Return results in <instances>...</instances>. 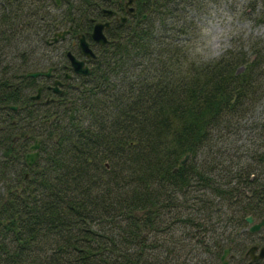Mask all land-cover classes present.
<instances>
[{"label":"trees","instance_id":"obj_1","mask_svg":"<svg viewBox=\"0 0 264 264\" xmlns=\"http://www.w3.org/2000/svg\"><path fill=\"white\" fill-rule=\"evenodd\" d=\"M105 1L0 0V264H215L175 235L173 208L197 192L203 222L212 216L223 228L233 205L250 210L243 166L226 179L214 169L219 156L207 165L200 153L229 138L233 117L255 101L264 44L196 63L188 39L168 34L169 18L187 31L176 9L194 0H136V14L107 29L90 72L40 110L38 78L22 75L71 51L54 31H90ZM34 137L40 149L28 165ZM188 152L195 157L182 162ZM253 154L264 160V146Z\"/></svg>","mask_w":264,"mask_h":264},{"label":"flooded vegetation","instance_id":"obj_2","mask_svg":"<svg viewBox=\"0 0 264 264\" xmlns=\"http://www.w3.org/2000/svg\"><path fill=\"white\" fill-rule=\"evenodd\" d=\"M60 1L61 0H59V3ZM126 1L127 0H106L103 6H99V12L96 13L95 16L88 17L91 25L90 31H86L85 33L79 32L78 30H74L72 25L69 24L66 27L62 26L55 30L53 36L55 35V32L59 31L60 29L69 28V32L66 33L64 37H59L58 41H65L66 38H68L71 43L64 44L63 47L65 48L68 45H72L73 47L71 52L75 55L76 58L82 59L85 65H87L91 70V65L94 63V60L97 57L96 52H98L100 46L103 45L93 40L91 36L94 22L109 21V25L103 28V32L106 38H108V28L117 26L118 22H126L130 20L137 12L136 0H132L130 3H128L129 5H125ZM103 8H109L113 11L108 13L103 11ZM122 16L126 17L125 20L121 19ZM81 33L85 36L89 46L95 52L94 57L85 55L82 52L78 39V36ZM60 52L61 55L59 57H54V63L49 65L53 66V68L51 69V74L49 76H40L36 81V93L38 88H40L39 97L35 99H33L32 97L31 98L41 103L40 110H43L44 107L42 105V102L46 103L47 101L53 100L57 94L63 93V90L66 86L74 85V81L78 77H80V75H85L77 73L73 70L71 61L67 56V50L64 55H62L63 50H60ZM53 53H56V51H53ZM57 54L59 53L57 52ZM55 80H59V83L57 84L62 88L61 93H56L52 89ZM16 109L17 107L14 110ZM24 137H26V135ZM37 140L39 141V146L37 148H31V145L35 144ZM40 144L41 138L34 137L32 141L27 145V153L34 151L39 152ZM248 148L251 151L249 153V158L251 161H247V166L246 164L243 165V168L237 172V176H239V178L240 175L243 176V184L244 188H246L245 175H248V186H250L249 188H251L249 190L251 193H249L248 195V198L251 199L249 201V204L251 206L250 210L242 211L241 209H237V204L233 205L231 207V212H229L230 210L227 211V213H231L233 219L230 218V220H227L226 225L223 228L219 223V220L213 219L212 216L209 219L211 221L210 224H207L206 217H204L205 222H203L202 217L198 213L201 205V201H199V199H201L202 196H200L199 193L191 192L190 194H188L187 196L189 197V199L187 200V202L181 201L182 205L184 206L183 209H181V205L177 207L174 202L175 207L173 208V224L176 227L178 226L182 228L180 236L184 239V244H188V246L193 247V249H191V253L195 255L194 258L199 256V254H197L196 252V249H198L201 250L200 253H202L203 255L202 258L209 257L211 262L215 264H221L224 250L226 248H229V251L224 257L227 261V264H261L262 262H264V257L253 258L251 255L252 253L249 251L253 247V254H258L260 247L264 246V224L256 230L249 229L252 224L259 222L261 219H264V160L255 157V155L253 154V151L255 149H251V147ZM188 154L189 155L187 156V158L195 157V155L190 152H188ZM218 159L220 160V158ZM255 161H257L258 163L255 164ZM224 167L225 164L224 166L222 165V169L225 172ZM247 168L249 170V174H247ZM214 169L216 170L217 174H221L218 167ZM256 178L257 180H255ZM256 181L258 182V187H262V192H260L257 196H255ZM260 182H262V184ZM216 198L220 199V196L216 195ZM235 200L236 198L234 199V201ZM216 202L220 208V202ZM232 203L235 204V202ZM221 209H223L222 206ZM177 211L181 213L183 212V216L181 218H178ZM186 212L189 217H187ZM240 215L243 216V220L239 218ZM247 216H251L253 218L252 222L247 221ZM183 217H185V219H183ZM177 234L179 233H175V235ZM173 243L181 244L182 241H178L177 238H175Z\"/></svg>","mask_w":264,"mask_h":264},{"label":"rangeland","instance_id":"obj_3","mask_svg":"<svg viewBox=\"0 0 264 264\" xmlns=\"http://www.w3.org/2000/svg\"><path fill=\"white\" fill-rule=\"evenodd\" d=\"M263 0H194L192 4L186 8H177L180 15H185L187 18L188 29L184 32H179V25L182 19H168L169 36H177L178 38H186L188 44L189 58L196 63L205 60H212L219 57L226 49L234 47L240 52H250L253 47H259L264 44V14L262 12ZM212 8H221L225 13L231 16L232 21L226 27L230 30L227 39L221 42L220 46L208 47L204 43V39L199 34L198 23L202 16ZM254 6V7H253ZM184 11V12H183ZM68 40L66 39L65 42ZM47 67H41L45 69ZM31 70V69H30ZM260 81V80H259ZM262 87L258 95L250 104V108L245 113V116L237 121V117H233V124L237 125L235 132L229 138H222V141L211 140L213 145L201 148L200 156L203 161L209 165L215 163L219 156V167L225 164V172L219 168L223 178H230L227 169L236 167L239 162L242 166L250 160L249 153L251 149L262 148L264 146V76H262ZM219 148V150H218ZM212 150V151H211ZM211 151L212 153H210ZM224 151V152H223ZM220 154V155H219ZM189 155V154H188ZM185 157V156H184ZM224 161V162H223ZM228 173V174H227ZM224 174V175H223ZM2 188L0 187V190ZM224 212V211H223ZM225 215H223L224 219ZM227 217V215H226ZM181 227H177L174 231L180 233ZM201 250L196 249L199 257L203 255Z\"/></svg>","mask_w":264,"mask_h":264},{"label":"water","instance_id":"obj_4","mask_svg":"<svg viewBox=\"0 0 264 264\" xmlns=\"http://www.w3.org/2000/svg\"><path fill=\"white\" fill-rule=\"evenodd\" d=\"M57 3H59V0H56ZM132 0H127L125 2V5H127L128 3H130ZM132 9V8H131ZM103 11L105 12H112V9L109 8H103ZM125 16H122L121 19L125 20ZM109 25V21H95L93 24V28L91 31V36L93 38V40L104 44L107 42V38L103 32V28L107 27ZM69 32V28H64L61 29L57 32H55V35L53 36L52 40H57L59 37H64V35L66 33ZM79 39V43H80V47L82 49V52L85 55H89L94 57L95 53L94 51L91 49V47L89 46L87 40L85 39V36L81 33L78 36ZM67 56L71 61V65L72 68L75 72L77 73H81V74H88L90 72V68L85 65L84 61L82 59H78L75 57V55L69 50L67 51ZM53 68V66H49L45 69H35V70H27L24 74L27 76H49L51 74V69ZM238 69H242V67H239ZM59 80H55V83L52 86V89L56 92V93H61L62 92V88L58 86ZM39 92H40V88H38L37 93L32 95L33 98H38L39 97ZM9 107L11 108H16V105H12L10 104ZM39 146V141L37 140V142L35 144L31 145V148H37ZM38 151H34V152H28L25 154V160L27 162L28 165H31L35 162L37 156H38ZM187 154L185 155V157L182 159V162H184L187 158ZM247 221L252 222L253 218L251 216H247L246 217ZM264 224V219H261L259 222H256L254 224H252L249 229L250 230H256L258 229L261 225ZM229 251V248H226L224 250V253L222 255V263L221 264H227L226 259L224 258L225 255L227 254V252ZM252 254L253 258H257V257H264V246L260 247L259 253L258 254H253V247L249 250Z\"/></svg>","mask_w":264,"mask_h":264},{"label":"clouds","instance_id":"obj_5","mask_svg":"<svg viewBox=\"0 0 264 264\" xmlns=\"http://www.w3.org/2000/svg\"><path fill=\"white\" fill-rule=\"evenodd\" d=\"M202 16L198 23L199 34L208 47L220 46L221 42L228 38L230 30L226 25L232 21L231 16L221 8H212Z\"/></svg>","mask_w":264,"mask_h":264},{"label":"bare ground","instance_id":"obj_6","mask_svg":"<svg viewBox=\"0 0 264 264\" xmlns=\"http://www.w3.org/2000/svg\"><path fill=\"white\" fill-rule=\"evenodd\" d=\"M174 2V1H173ZM129 5V4H128ZM182 6V5H181ZM140 7V6H139ZM174 7V6H173ZM84 9V8H83ZM73 16V15H72ZM70 17V16H69ZM70 20H72V19H70ZM136 21V20H135ZM105 30V29H104ZM53 38V37H52ZM86 39V38H85ZM54 41V40H53ZM56 41V40H55ZM12 59V58H11ZM3 66V65H2ZM2 68V67H1ZM40 69V68H39ZM32 70H35V69H32ZM22 73V72H21ZM12 76V75H11ZM10 76V77H11ZM22 76H26L27 77V75H22ZM28 77H33V76H28ZM40 76H35V77H33V78H39ZM7 79V78H6ZM21 79V78H20ZM13 86V85H12ZM36 94V93H35ZM25 98V97H24ZM24 100V99H23ZM32 101V100H31ZM23 102V101H22ZM48 102V101H47ZM19 108V107H18ZM1 156V155H0ZM38 158V157H37ZM5 160V159H4ZM3 166V165H2ZM6 167V166H5ZM108 167V166H107ZM27 169V168H26ZM10 175V174H9ZM9 178V177H8ZM17 184V183H16Z\"/></svg>","mask_w":264,"mask_h":264}]
</instances>
